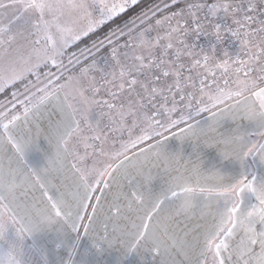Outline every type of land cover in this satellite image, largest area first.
<instances>
[{
  "label": "snow or ice",
  "instance_id": "obj_1",
  "mask_svg": "<svg viewBox=\"0 0 264 264\" xmlns=\"http://www.w3.org/2000/svg\"><path fill=\"white\" fill-rule=\"evenodd\" d=\"M137 2L0 0V92L6 85L27 81L23 92H13L7 104H0V237L9 223L28 236L61 223V230L76 234L83 228L98 252L112 248L107 225L104 235L96 237L89 236V226L110 187L108 180L117 179L113 174L130 159L129 150L155 139L141 152L151 150L159 157L170 138L166 133L194 136L204 131L202 126L215 131L231 121L235 126L220 141V166H213L222 182L218 188L181 186L174 177L166 188L153 192L149 185L156 177L150 171L145 174L144 164H133L134 174L124 170L117 187L122 188L124 180L134 186L137 203L155 199L153 211L174 209V215H164L151 234L144 223L126 255L147 241L159 264H264V0H183V7L141 31H135L134 24L91 48L70 51ZM180 2L171 0L172 5ZM149 18L145 13L140 23ZM209 29L217 41L229 33L238 42V54L217 59L189 42V37L209 35ZM105 47L108 55L100 56ZM77 66L78 75H65ZM44 119L51 155L36 170L26 166L25 157L40 139L39 122ZM134 129L140 134L133 136ZM125 131L128 141H121L119 149L110 146ZM249 157L252 166L246 168ZM237 164L238 173L229 167ZM37 187L56 217L54 223L45 222L34 203L31 210L24 205L25 224L4 203L17 204L20 195ZM115 195L117 200L127 198L122 191ZM214 196L222 200L213 202ZM93 199L95 203H89ZM88 209L91 214H86ZM127 211H134L131 200ZM181 216L183 228L176 222ZM114 217L127 219L118 209ZM85 219L88 225L81 223ZM117 231L125 230L116 224L113 233ZM68 251L71 256V248ZM0 264L17 262L8 254Z\"/></svg>",
  "mask_w": 264,
  "mask_h": 264
},
{
  "label": "crops",
  "instance_id": "obj_2",
  "mask_svg": "<svg viewBox=\"0 0 264 264\" xmlns=\"http://www.w3.org/2000/svg\"><path fill=\"white\" fill-rule=\"evenodd\" d=\"M214 43L212 40V45H216L214 47L219 49L217 43ZM211 47L208 46L207 48L210 49ZM207 48L203 47V51ZM6 87L8 86H4V90ZM16 110H19V107ZM206 116V113L202 114L198 119H203ZM174 117L176 118V116ZM39 123L41 129L40 139L36 142L35 147L28 150L25 157L26 166L36 170L43 167L46 157L51 155V148L44 140V135L48 131L47 119L41 120ZM234 126L231 121H228L213 131L205 125L202 126L204 131L198 130L196 135H186L183 138L166 133L165 135L170 138L164 142L162 155L159 157L153 156L151 150L147 153L141 152L142 148H148L150 144H154L155 139L131 148L127 153L130 159L124 161L113 174L117 179L108 180L110 187L104 190L100 202L101 208L97 210L96 217L89 226V236L96 237L98 234L99 236L104 235V227L107 225L109 239L113 240L112 248L106 246L98 252L92 247L91 241L84 236L83 228L80 229V234H76L70 232L67 228L61 230V223H56L51 230H44L33 236H28L23 233L18 234L16 227L9 223L6 232L0 237V258L11 254L17 264H66V262L67 264H139L137 252L126 255L129 246L134 243L135 234L142 229L144 223L148 224V234H151L156 229L157 222L164 215H174V209L169 208L167 213L163 209L153 211L156 203L155 199L142 198L137 203L132 197L134 186L130 187L128 182L124 180L123 187H117V181L123 179L121 174L125 169L134 174L131 166L133 164H144L145 174L150 171L156 177V180L149 185L153 192L159 191L162 185L166 188L174 177L179 178L178 183L181 186L187 184L193 188H218L222 182L214 175L215 169L213 166L216 165L217 168L220 166L218 153L224 149V145L220 141L230 133L231 128ZM172 131L177 132L179 129L174 128ZM36 133V126L33 124L31 135L34 141ZM7 155L11 156L10 149L7 150ZM145 161H147L146 164ZM251 161V157L246 160V168L252 166ZM115 163H119V161ZM229 167L236 173L239 172L238 164L229 165ZM161 177H163V180ZM120 191L125 193L127 198L121 196L117 200L115 194ZM95 195L100 196L101 193L97 192ZM137 195H140L139 191H137ZM200 199L202 200V198ZM216 199L222 200V197L214 196L213 202ZM129 200L132 201V207L134 208L132 212L127 211ZM4 203L8 205L10 213H15L25 224L28 222L25 204L28 205V210H31V206L35 203L41 214L46 210L51 211L38 187L34 191H29L26 196L20 195L17 204L7 200ZM89 203L94 204L95 200L93 199ZM117 209L119 215L121 217L127 216V219L117 221L114 217V212ZM86 214H91V210H86ZM149 215L152 217L150 220L148 219ZM208 220H211V217H208ZM184 221L183 216L176 218V222L181 228L184 226ZM81 223L88 225L89 222L85 219ZM133 223L136 228L132 227ZM189 223L193 226L195 224V222ZM200 223L204 224L205 221L201 220ZM116 224L125 230L124 234L119 231L113 233V227ZM69 248H71V256L69 255ZM140 248L150 250L152 245L145 241Z\"/></svg>",
  "mask_w": 264,
  "mask_h": 264
},
{
  "label": "rangeland",
  "instance_id": "obj_3",
  "mask_svg": "<svg viewBox=\"0 0 264 264\" xmlns=\"http://www.w3.org/2000/svg\"><path fill=\"white\" fill-rule=\"evenodd\" d=\"M181 1H182V3L179 4V5H172L171 4V0H159L157 3H155L152 6H150L147 10L143 11L139 15L131 18L130 20H128L127 22L122 24V26L111 30L104 37H97L95 39H92L88 44H84V45H82L80 47H77L75 50H72V51L79 52L80 50H83L85 48H91L93 46V44H98L99 42L104 41L105 38L107 36H109L112 32L118 31L120 29H123V30L127 31V29L129 27L133 26L134 24L137 26L135 31H137V32L141 31L143 28L148 27L149 25H154L156 19H161L165 15H170L172 12L177 11L180 7H183L184 6L183 0H181ZM106 2L109 3V4L114 3V2L115 3H121V2H123V0H106ZM165 4H168L170 6L169 7H165ZM131 6L132 5L129 3L128 6L126 7V10L129 7H131ZM145 13H148L150 18L147 19V20H144V23H140V21L144 18ZM153 13H155V15H153ZM119 14H121V13H119ZM96 15L98 16L99 13L97 12ZM118 15H116V16H118ZM110 20H108V21H110ZM209 32H210V30H209ZM133 34H135V33H133ZM196 37H197L198 43L200 45H202V50H203V47L207 48L208 46H210V47L212 46L210 49L207 48L208 50L207 49L204 50L205 53L213 52V54L216 56L217 59H223V58H226V57L227 58H231L233 50H231L230 48H222V47H219V49H217L216 47H214L216 45H214V46L212 45V40L214 38V34H209V35H205V36L199 35V36H196ZM126 39H127V36H125L121 40V45L123 44V41L126 40ZM189 42H190V38H189ZM213 42L216 43L215 40H213ZM207 44H208V46H207ZM108 52H109V49L107 47H105V48H103L101 50L99 55L100 56H107ZM89 62H85V63H89ZM65 63H67V60H65ZM46 70L47 69H41L42 72L46 71ZM53 71H55V69H53ZM78 74H79V66H77L76 68H71L70 67L69 71L65 73V75H78ZM29 79L35 81V77H29ZM25 83H27V81H24L18 87L12 88L13 90L10 92L9 96L7 98L3 99L2 101H0V104H7L8 101L11 100V94L13 92H15V91L23 92ZM13 85H10V86L6 87L5 89H7L9 87H12ZM20 98L22 99L23 97H20ZM168 107H171V104H169ZM177 115H179V112H177L176 114L175 113L173 114V116L178 117ZM95 119H96L95 114L90 115V120L94 121ZM139 134H140V130L139 129L133 130V136H136V135H139ZM128 139H129V134L126 131L123 134H117L116 137L114 138V140L110 141V146H114V148L119 149L120 145H121V141H128ZM137 253H138V257H139L138 258L139 264H159L158 258L154 257V259H153V255H151V249L150 250H143V249L140 248V250H138Z\"/></svg>",
  "mask_w": 264,
  "mask_h": 264
},
{
  "label": "trees",
  "instance_id": "obj_4",
  "mask_svg": "<svg viewBox=\"0 0 264 264\" xmlns=\"http://www.w3.org/2000/svg\"><path fill=\"white\" fill-rule=\"evenodd\" d=\"M158 1L159 0H139L135 5H132L127 10L119 14L118 16H115L110 21L105 22L104 24L100 25V27L97 30L90 33L88 36L83 37L80 41H78L77 43L73 45L70 51L75 50L77 47H80L84 44H88L92 39H95L97 37H104L111 30L122 26V24H124L131 18L139 15L143 11L147 10L150 6L154 5ZM181 3L182 1L176 5H179ZM23 82L24 81L17 82L12 87L7 88L2 93H0V101H2L3 99L9 96L10 92L13 90L12 88L18 87Z\"/></svg>",
  "mask_w": 264,
  "mask_h": 264
},
{
  "label": "built area",
  "instance_id": "obj_5",
  "mask_svg": "<svg viewBox=\"0 0 264 264\" xmlns=\"http://www.w3.org/2000/svg\"><path fill=\"white\" fill-rule=\"evenodd\" d=\"M210 30V34H211V29ZM203 35V34H201ZM205 36V35H203ZM190 38V43L194 42L195 43V46L197 48V50H200L202 49V45H200L197 41V37L196 36H193V37H189ZM213 40L216 41L218 47H222V48H230L231 50H233L232 52V55H231V58H234L238 52H239V45H238V42H236L231 36L229 33H225L224 35V38L221 40V41H217L216 38H215V35H214V38Z\"/></svg>",
  "mask_w": 264,
  "mask_h": 264
},
{
  "label": "clouds",
  "instance_id": "obj_6",
  "mask_svg": "<svg viewBox=\"0 0 264 264\" xmlns=\"http://www.w3.org/2000/svg\"><path fill=\"white\" fill-rule=\"evenodd\" d=\"M59 203V202H58ZM51 209V208H50ZM43 218L45 219V222L47 223H54L56 221V217L55 215L53 214V211L51 209V211H45L43 214H42Z\"/></svg>",
  "mask_w": 264,
  "mask_h": 264
}]
</instances>
